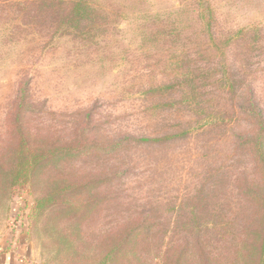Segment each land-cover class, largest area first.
<instances>
[{"label": "rangeland", "instance_id": "1", "mask_svg": "<svg viewBox=\"0 0 264 264\" xmlns=\"http://www.w3.org/2000/svg\"><path fill=\"white\" fill-rule=\"evenodd\" d=\"M82 1L89 10L76 15L28 17L31 0H0V246L24 264H163V249H181V227L170 219L163 239L124 252L125 217L157 205L173 217L204 191L216 211L244 209L234 185L252 171L235 135L249 125L237 107L252 96L264 114V0ZM20 85L35 111L21 138L6 125ZM183 132L162 146L95 150ZM79 145L88 152L52 156ZM115 174L108 187L93 182ZM83 178L91 187L78 192ZM99 193L111 201L90 208ZM234 244L222 253L234 256Z\"/></svg>", "mask_w": 264, "mask_h": 264}, {"label": "trees", "instance_id": "2", "mask_svg": "<svg viewBox=\"0 0 264 264\" xmlns=\"http://www.w3.org/2000/svg\"><path fill=\"white\" fill-rule=\"evenodd\" d=\"M25 3L27 0H23ZM31 9H25V15L36 17L40 12L51 14L67 13L70 15L78 14L79 7L85 3L82 0H31ZM27 5H25L26 7ZM59 6L58 8H55ZM66 9V10H65ZM210 27L208 26L207 29ZM238 108L239 114L246 118L249 130L235 135L237 140V149L244 155H247L251 163V173H244L234 185L239 202V210L219 212L211 207L210 194L204 191L205 196L198 198L199 203L195 206H188L184 209H173L175 215L169 216V209L154 206L146 209L141 208L136 215H128L119 227L118 250L124 252H134L149 244V239H163L168 234L170 219L177 223L184 232V238L180 250L163 249L161 256L163 264H166V253L175 251L176 260L172 264H243L239 263V257L247 261L248 264H264V114L258 107L254 97L248 96L242 99ZM34 105L31 102L27 87L19 86L16 97L10 107L7 115L6 125L9 130H16L22 136L26 129V117L33 114ZM237 114V113H235ZM237 117V115H235ZM235 117V118H236ZM236 120V119H235ZM235 123V121H234ZM11 134H15L14 131ZM185 135V132L173 135H164L160 138H123L120 141L104 140L96 147V151L102 155H108L111 152L121 149L125 143L136 142L141 146L151 147L166 145L175 142ZM82 135L77 140L82 141ZM74 141V137H73ZM71 144L72 142H67ZM67 147L53 148V158H75L88 152V146L79 145L74 152ZM94 150V148H92ZM32 151V150H31ZM44 156L46 151H41ZM40 157L36 158V160ZM37 161H32L35 164ZM48 163V161H46ZM30 168V167H29ZM28 170V168H27ZM100 176V175H99ZM117 175H107L105 177L93 178L96 187H108ZM236 180V179H235ZM87 178L77 180L73 186L78 192L83 191L86 187L90 188ZM89 190V189H88ZM111 199L107 194H97L91 199L92 207L104 205ZM43 202H49L43 201ZM42 201H37L40 205ZM88 204V203H86ZM86 207H89L86 206ZM157 207V208H155ZM177 234V233H173ZM227 242L233 245L234 256L224 255L222 250L228 249L225 245ZM215 243V246L212 244ZM145 244V245H144ZM217 244H222L219 248ZM212 245V249L209 248ZM230 251V249L228 250ZM178 255V256H177Z\"/></svg>", "mask_w": 264, "mask_h": 264}, {"label": "crops", "instance_id": "3", "mask_svg": "<svg viewBox=\"0 0 264 264\" xmlns=\"http://www.w3.org/2000/svg\"><path fill=\"white\" fill-rule=\"evenodd\" d=\"M0 264H24L20 255L15 252L5 251L0 246Z\"/></svg>", "mask_w": 264, "mask_h": 264}]
</instances>
